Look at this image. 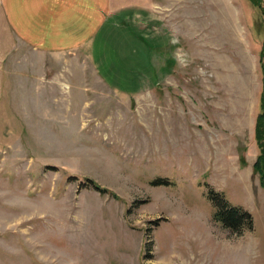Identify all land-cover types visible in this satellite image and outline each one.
Instances as JSON below:
<instances>
[{"label": "rangeland", "instance_id": "1", "mask_svg": "<svg viewBox=\"0 0 264 264\" xmlns=\"http://www.w3.org/2000/svg\"><path fill=\"white\" fill-rule=\"evenodd\" d=\"M110 4L87 54L50 57L70 70L47 73L52 98L37 104L28 67L48 57L0 15V264H264L263 8ZM210 189L248 209L253 230L215 221Z\"/></svg>", "mask_w": 264, "mask_h": 264}, {"label": "crops", "instance_id": "2", "mask_svg": "<svg viewBox=\"0 0 264 264\" xmlns=\"http://www.w3.org/2000/svg\"><path fill=\"white\" fill-rule=\"evenodd\" d=\"M110 3L111 0H1L0 15L12 37L48 57L43 64L28 67L30 72L41 73V76H30L37 86L35 103L42 102V94L52 98L51 88L56 84L53 79L48 80V72L70 70L66 64L58 68L50 62V57L87 54L88 44H94L111 15ZM66 87H69L68 81L60 84L58 93L65 94ZM29 91L33 93L34 87Z\"/></svg>", "mask_w": 264, "mask_h": 264}, {"label": "trees", "instance_id": "3", "mask_svg": "<svg viewBox=\"0 0 264 264\" xmlns=\"http://www.w3.org/2000/svg\"><path fill=\"white\" fill-rule=\"evenodd\" d=\"M253 4L263 8V0H251ZM260 63L262 72L264 73V49L260 54ZM254 138L258 145V154L256 160L253 163V168L260 176L261 185L264 188V83L263 91L260 97L259 112L256 116ZM241 161L243 165H246L245 156H241ZM153 184L156 185H170L172 181L168 178H158L154 179ZM100 188L98 185H95ZM102 191L107 192L106 188H102ZM210 200L214 205L213 218L215 221L219 222L223 227L230 229L232 232L241 234L245 230H253L254 228V217L252 213L238 205L231 204L226 198L224 192L216 191L214 189L209 190Z\"/></svg>", "mask_w": 264, "mask_h": 264}]
</instances>
